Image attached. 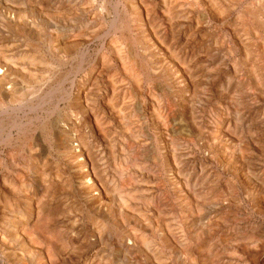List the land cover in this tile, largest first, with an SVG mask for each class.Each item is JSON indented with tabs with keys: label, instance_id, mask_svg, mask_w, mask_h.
<instances>
[{
	"label": "rangeland",
	"instance_id": "1",
	"mask_svg": "<svg viewBox=\"0 0 264 264\" xmlns=\"http://www.w3.org/2000/svg\"><path fill=\"white\" fill-rule=\"evenodd\" d=\"M162 2L0 0V264H264V0Z\"/></svg>",
	"mask_w": 264,
	"mask_h": 264
},
{
	"label": "bare ground",
	"instance_id": "2",
	"mask_svg": "<svg viewBox=\"0 0 264 264\" xmlns=\"http://www.w3.org/2000/svg\"><path fill=\"white\" fill-rule=\"evenodd\" d=\"M60 1V0H59ZM183 1V0H182ZM185 1V0H184ZM191 1H195L196 2V0H191ZM202 1V0H201ZM8 2V1H7ZM140 2H143V1H140ZM163 2L165 3V5L167 4V0H163ZM162 2V3H163ZM175 2V1H174ZM232 2V1H231ZM16 3V2H15ZM31 3V2H30ZM126 3V2H125ZM177 3V2H176ZM188 3H190V2H188ZM192 3V2H191ZM202 3V2H201ZM140 4V3H139ZM194 4V3H193ZM180 5V4H179ZM119 6V5H118ZM128 7H129V5H127ZM190 6V5H189ZM127 7V8H128ZM131 7H133V6H131ZM136 7H138V6H136ZM135 7V8H136ZM154 7V6H153ZM192 7H195V5L194 6H192ZM191 7V8H192ZM250 7V6H249ZM249 7H247V8H249ZM25 8V7H24ZM163 8V7H162ZM166 8V7H165ZM171 8V7H170ZM178 8V7H177ZM183 8V7H182ZM182 8H180V6H179V10L180 9H182ZM189 8V7H188ZM190 8V9H191ZM197 8V7H196ZM212 8V7H211ZM262 8V7H261ZM47 9V8H46ZM174 11L176 10L175 8H172ZM193 9V8H192ZM213 9V8H212ZM260 8H258L257 9V12H258V10H259ZM42 10H43V8H42ZM71 10V9H70ZM78 10V9H77ZM145 10V9H144ZM171 10V9H170ZM172 10V11H173ZM183 10V9H182ZM116 11H117V9H116ZM135 11V10H134ZM141 11H143V10H141ZM186 11V10H185ZM245 11V10H244ZM250 11V10H249ZM254 11H255V9H253V12L251 11V13H254ZM146 12V11H145ZM179 12V11H178ZM177 12V13H178ZM218 12V11H217ZM80 13V12H79ZM163 13V12H162ZM189 13V12H188ZM246 13H247V11H246ZM55 14V13H54ZM57 14V13H56ZM102 14V13H101ZM116 14V13H115ZM154 15H153V17H154V20H158V21H161L162 20V14H158L157 12H154L153 13ZM187 14V13H186ZM263 13L261 12V15H262ZM44 15V14H43ZM59 15V14H58ZM165 15V14H164ZM189 15V14H188ZM187 15V16H188ZM249 15V14H248ZM68 16V15H67ZM138 16V15H137ZM180 16V15H179ZM184 16H186V15H184ZM187 16H186V18H187ZM244 16V15H243ZM26 17V16H25ZM43 17H45V16H43ZM56 17H60V16H56ZM99 17V16H98ZM103 17V16H102ZM102 17H101V19H102ZM139 17H141V18H143V16H140L139 15ZM169 17V16H168ZM256 17V16H255ZM68 18H70V17H68ZM147 18L149 19V14H147ZM170 18V17H169ZM181 18V17H180ZM185 18V17H184ZM244 18H247V17H244ZM1 19V18H0ZM72 19V18H71ZM137 19H138V17H137ZM145 19H146V16H145ZM141 20V19H140ZM181 20V19H180ZM180 20H178V21H180ZM197 20V19H196ZM13 21V20H12ZM12 21H10V22H12ZM21 21V20H20ZM19 21V22H20ZM27 21V20H26ZM26 21H23V24H26V23H24V22H26ZM134 21V20H133ZM142 21V20H141ZM253 21V20H252ZM58 22V21H57ZM72 22V21H71ZM153 22V21H152ZM168 22H169V20H168ZM186 22H187V20H186ZM195 22H197V21H195ZM248 22V21H247ZM246 22V23H247ZM137 23H138V21H137ZM166 23V22H165ZM171 22H169V24H170ZM14 24V23H13ZM18 24V23H17ZM32 24V23H31ZM54 24V23H53ZM143 24V23H142ZM242 24H243V22H242ZM22 25V24H21ZM30 24H28L27 25V27L29 26ZM39 26V25H38ZM146 26H148V25H146ZM153 26V25H152ZM161 26V25H160ZM167 26V25H166ZM170 26V25H169ZM173 26V25H172ZM185 26V25H184ZM205 26V25H204ZM139 27V26H138ZM143 27V26H142ZM142 27L140 28V30L142 29ZM148 27H151V26H148ZM171 27V26H170ZM33 28V27H32ZM36 28V27H35ZM145 27H143V29H144ZM161 28V27H160ZM163 28V27H162ZM184 28V27H183ZM250 28V27H249ZM151 29V28H150ZM156 29V28H155ZM158 30H159V28H157ZM260 29V28H259ZM195 30V29H194ZM249 30V29H248ZM49 31V30H48ZM163 31V30H162ZM170 31V30H169ZM260 31V30H259ZM41 32V31H40ZM56 32V31H55ZM88 32V31H87ZM190 32V31H189ZM197 32V31H196ZM195 32V33H196ZM151 33V32H150ZM192 33V32H191ZM190 33V34H191ZM147 34V33H146ZM152 34V33H151ZM154 34V33H153ZM193 34V33H192ZM191 34V35H192ZM51 35V34H50ZM97 35V34H96ZM175 35V34H174ZM244 35V34H243ZM255 35V34H254ZM94 36V35H93ZM143 36V35H142ZM146 36V35H145ZM148 36V35H147ZM156 36H159V35H156ZM196 36V35H195ZM40 37V36H39ZM150 36H148V38H149ZM152 37V36H151ZM99 38V37H98ZM147 38V39H148ZM157 39H158V37H156ZM194 38V37H193ZM206 39V38H205ZM264 39V38H263ZM69 40H71V39H69ZM75 40V39H74ZM154 40V39H153ZM153 40H151V41H153ZM159 40V43H160V39H158ZM193 40V39H192ZM191 40V41H192ZM59 41V40H58ZM135 41V40H134ZM150 41V40H149ZM156 41V40H155ZM173 41V40H172ZM196 41V40H195ZM205 41V40H204ZM248 41V40H247ZM69 42V41H68ZM73 42V41H72ZM189 42V41H188ZM188 42H186V43H188ZM70 43V42H69ZM85 43V42H84ZM158 43V42H157ZM200 43H201V41H200ZM33 44V43H32ZM149 44H150V42H149ZM189 44H190V42H189ZM221 44V43H220ZM53 45V44H52ZM110 45H112V44H110ZM153 46H154V44H152ZM156 45V44H155ZM194 45V44H193ZM215 45V44H214ZM3 46V45H2ZM9 46V45H8ZM20 46V45H19ZM133 46V45H132ZM163 46V45H162ZM181 46V45H180ZM195 46V45H194ZM198 46V45H197ZM216 46V45H215ZM220 45H218V47H219ZM129 47V46H128ZM202 47V46H201ZM205 47V46H204ZM130 48V47H129ZM133 48V47H132ZM155 48H158V46L157 47H155ZM211 48V47H210ZM7 49V48H6ZM148 49V48H147ZM169 49V48H168ZM179 49V48H178ZM186 49V48H185ZM199 49V48H198ZM258 49V48H257ZM12 50V49H11ZM113 50H114V48H113ZM118 50V49H117ZM144 50H145V48H144ZM23 51V50H22ZM26 51V50H25ZM9 52V51H8ZM13 52H14V49H13ZM68 52H70V51H68ZM115 52V51H114ZM168 52V51H167ZM171 52V51H170ZM9 53H11V52H9ZM43 53V52H42ZM171 53H173V52H171ZM176 53V52H175ZM179 53V52H178ZM186 53V52H185ZM14 54V53H13ZM12 54V55H13ZM117 54V53H116ZM131 54V53H130ZM129 54V55H130ZM148 54V53H147ZM168 54V53H167ZM204 54V53H203ZM206 54V53H205ZM16 55V54H15ZM14 55V56H15ZM120 55V54H119ZM169 55V54H168ZM176 55V54H175ZM174 55V56H175ZM185 55H187V54H185ZM6 56H8V55H6ZM10 56H11V54H10ZM118 56V55H117ZM170 56H171V54H170ZM172 57L171 59H178V58H176V57ZM204 56V55H203ZM210 56V55H209ZM246 56V55H245ZM12 57V56H11ZM130 57V56H129ZM168 57V56H167ZM208 57V56H207ZM160 58V57H159ZM163 58V57H162ZM199 58V57H198ZM203 58V57H202ZM9 59V58H8ZM133 59V58H132ZM185 59V58H184ZM189 59H191V58H189ZM3 60H6V59H3ZM118 60H120V59H118ZM169 60H170V58H169ZM195 60H197V59H194V61ZM173 61V60H172ZM178 61H179V59H178ZM8 62V61H7ZM136 62V61H135ZM175 63H176V61H174ZM184 62V61H183ZM5 63V62H4ZM20 63V62H19ZM120 63H121V61H120ZM171 63V62H170ZM179 63V62H178ZM17 64V63H16ZM172 64H174L173 62H172ZM188 64V63H187ZM190 64V63H189ZM5 65V64H4ZM7 65V67H9V66H11V65H9V64H6ZM185 65V64H184ZM206 65V64H205ZM187 66V65H186ZM13 67V66H12ZM198 67V66H197ZM4 67L2 66L1 67V65H0V95H2L4 98H9V97H11L13 94H12V91H10L8 88L6 89L5 87H4V84H3V82H5L6 80L4 79V77H3V75H5V72H4V69H3ZM194 68V67H193ZM170 69V68H169ZM178 69H179V67H178ZM192 69V68H191ZM191 69H189L190 71H192ZM174 70V69H173ZM195 70V69H194ZM193 70V71H194ZM251 70H253L252 68H251ZM13 71H14V69H13ZM12 71V72H13ZM154 71V70H153ZM183 71V70H182ZM186 71V70H185ZM203 71V70H202ZM7 72H11L10 70L9 71H7ZM151 72V71H150ZM189 72V71H188ZM14 73V72H13ZM123 73V72H122ZM178 73H179V71H178ZM190 73H192V72H190ZM190 73H188V74H190ZM252 73V72H251ZM126 74V73H125ZM185 74H187V73H185ZM184 74V75H185ZM124 75V74H123ZM183 75V76H184ZM256 75V74H255ZM97 76V75H96ZM193 76V75H192ZM98 77V76H97ZM128 77V76H127ZM190 77V76H189ZM193 77H195V76H193ZM192 77V78H193ZM249 77V76H248ZM92 78V77H91ZM129 78V77H128ZM99 79V78H98ZM186 79V78H185ZM189 79V78H188ZM202 79V78H201ZM32 80V79H31ZM87 80V79H86ZM101 80V79H100ZM129 80H130V78H129ZM98 81V80H97ZM126 81V80H125ZM134 81V80H133ZM194 81V80H193ZM86 82V81H85ZM208 82V81H207ZM8 83V82H7ZM16 83V82H15ZM132 83V82H131ZM135 83V82H134ZM209 83V82H208ZM12 84V83H11ZM111 84V83H110ZM190 84H191V82H190ZM8 85V84H7ZM134 85V84H133ZM257 85V84H256ZM18 87H19V85H17ZM92 86V85H91ZM90 86V87H91ZM109 86V85H108ZM113 86H114V84H113ZM132 86V85H131ZM135 86V85H134ZM195 86V85H194ZM193 86V87H194ZM203 86V85H202ZM83 87V86H82ZM115 87V86H114ZM261 87V86H260ZM87 88V87H86ZM237 88V87H236ZM91 89V88H90ZM133 89V88H132ZM131 89V90H132ZM194 89V88H193ZM196 89H197V87H196ZM83 90V89H82ZM81 90V91H82ZM195 90V89H194ZM250 90V89H249ZM248 90V91H249ZM80 91V92H81ZM88 91H89V88H88V90L86 91L87 93H88ZM91 91V90H90ZM203 90H201V92H202ZM261 91V90H260ZM264 91V90H263ZM17 92V91H16ZM86 92L84 91V95H86ZM139 92V91H138ZM259 93V92H258ZM257 93V94H258ZM32 94V93H31ZM94 94V93H93ZM80 95V94H79ZM134 95H136V94H134ZM233 95V94H232ZM2 96H0L1 98L0 99H2ZM45 96V95H44ZM87 96V95H86ZM36 97V96H35ZM93 97V96H92ZM131 97H132V95H131ZM12 98V97H11ZM11 98H10V100H11ZM14 98V97H13ZM91 98V97H90ZM82 99V98H81ZM84 99V98H83ZM86 99V98H85ZM88 99V98H87ZM77 100V99H76ZM90 100V99H89ZM2 101V100H1ZM86 101V100H85ZM40 102V101H39ZM88 102V101H87ZM155 102H156V100H155ZM198 102V101H197ZM3 103V102H2ZM38 103V102H37ZM80 104V103H79ZM85 104V103H84ZM191 104V103H190ZM31 105V104H30ZM43 105V104H42ZM104 105V104H103ZM110 105V104H109ZM81 106V105H80ZM83 106V105H82ZM122 106V105H121ZM139 106V105H138ZM84 107V106H83ZM119 107V109H120V106H118ZM117 107V108H118ZM124 107V106H123ZM11 108V107H10ZM14 108V107H13ZM86 108H88V107H86L85 106V109ZM106 108H109L108 106L106 107ZM138 108V107H137ZM91 109V108H90ZM124 109V108H123ZM84 110V109H83ZM126 110V109H125ZM6 111V110H5ZM24 111V110H23ZM110 111V110H109ZM124 111V110H123ZM10 113V112H9ZM115 113V112H114ZM125 113V112H124ZM111 114V113H110ZM118 114H119V112H118ZM117 114V115H118ZM123 115V114H122ZM126 115H127V113H126ZM120 116V115H119ZM118 116V117H119ZM10 117V116H9ZM120 118V117H119ZM118 118V119H119ZM135 119V118H134ZM162 120V119H161ZM127 121V120H126ZM226 121V120H225ZM224 121V122H225ZM96 122V121H95ZM122 122V121H121ZM129 121H127V123H128ZM155 122V121H154ZM222 123V122H221ZM124 124H126V123H124ZM182 125V124H181ZM181 125H180V127H181ZM127 126V125H126ZM106 127V126H105ZM186 127V126H185ZM1 128V127H0ZM130 128V127H129ZM76 129V128H75ZM181 129V128H180ZM183 129V128H182ZM248 129V128H247ZM96 130V129H95ZM224 130V129H223ZM128 131V130H127ZM134 131V130H133ZM227 131V130H226ZM218 132V131H217ZM132 133V132H131ZM185 133V132H184ZM227 133V132H226ZM216 134V133H215ZM131 136H134V135H131ZM249 136V135H248ZM98 138V137H97ZM135 138V137H134ZM172 138V137H171ZM107 139V138H106ZM250 139V138H249ZM105 141V140H104ZM0 142H2V141H0ZM68 145V144H67ZM129 147V146H128ZM72 149V148H71ZM79 151V150H78ZM110 151V150H109ZM121 151V150H120ZM174 152H176V151H174ZM24 153V152H23ZM80 155L81 156H83V153L80 151ZM173 155V154H172ZM224 155V154H223ZM239 156V155H238ZM64 159V158H63ZM83 160V159H82ZM224 160V159H223ZM36 161V160H35ZM78 163V162H77ZM87 163L88 162H86L85 160H83V164H84V167L85 168H87L88 167V165H87ZM75 164V163H74ZM56 165V164H55ZM80 165V164H79ZM243 165V164H242ZM132 167V166H131ZM1 170V169H0ZM71 170V169H70ZM88 170V169H87ZM91 170V169H90ZM90 170H89V172H90ZM118 170V169H117ZM122 170V169H121ZM81 171V170H80ZM25 172H27V171H25ZM120 172V171H119ZM31 173V172H30ZM88 173V172H87ZM121 173V172H120ZM207 173V172H206ZM89 174V173H88ZM87 175V174H86ZM90 175V174H89ZM243 175V174H242ZM35 176V175H34ZM56 176V175H55ZM42 177V176H41ZM57 177V176H56ZM60 177V176H59ZM84 177H87V176H84ZM84 177H83V179H84ZM92 177V176H91ZM91 177H90V182H93L92 181V179H91ZM143 177V176H142ZM209 177V176H208ZM61 178V177H60ZM82 178V177H81ZM206 178V177H205ZM204 178V179H205ZM251 178V177H250ZM207 179V178H206ZM37 180V179H36ZM56 180H57V178H56ZM95 180V179H94ZM96 181V180H95ZM205 182H206V180H204ZM204 182V183H205ZM212 182V181H211ZM33 183V182H32ZM59 183H60V179H59ZM208 183H210V182H208ZM207 183V184H208ZM53 184V183H52ZM61 184V183H60ZM194 184V183H193ZM201 184V183H200ZM203 184V183H202ZM62 185V184H61ZM93 185V184H92ZM209 185V184H208ZM85 186V185H84ZM87 186H90V185H87ZM97 186V185H96ZM204 186V185H203ZM62 187V186H61ZM95 187V186H94ZM125 187V186H124ZM92 187H90V189H91ZM51 189V188H50ZM199 189V188H198ZM117 191H120V189L119 190H117ZM261 191V190H260ZM55 193V192H54ZM27 194V193H26ZM143 195V194H142ZM52 196V195H51ZM113 196V195H112ZM120 196V195H119ZM116 197H118V196H116ZM219 197V196H218ZM221 197V196H220ZM219 197V198H220ZM107 198V197H106ZM195 198V197H194ZM231 198V197H230ZM33 200H34V198H32ZM30 200V199H29ZM138 201V200H137ZM136 201V202H137ZM197 201V200H196ZM205 201V200H204ZM203 201V202H204ZM28 202V201H27ZM35 202H37V201H35ZM202 202V201H201ZM202 202V203H203ZM49 203V202H48ZM51 203V202H50ZM113 203V202H112ZM122 203V202H121ZM139 203V202H138ZM151 204V203H150ZM40 205V204H39ZM27 206V205H26ZM28 206H29V210H30V212H31V216H33L34 215V213L37 211V209L39 208V206L37 207V209L34 207V205L30 202V203H28ZM156 207V206H155ZM27 208V207H26ZM41 208V207H40ZM99 209V208H98ZM220 209V208H219ZM39 212H41V211H39ZM129 212V211H128ZM63 213V212H62ZM191 213V212H190ZM195 213V212H194ZM36 214H37V212H36ZM40 214V213H39ZM38 214V215H39ZM42 214V213H41ZM63 214H65V213H63ZM197 214V213H196ZM36 216V215H35ZM40 216V215H39ZM15 217H17V216H15ZM38 217V216H37ZM196 217V216H195ZM18 218V217H17ZM14 219V218H13ZM19 220V222H20V224H21V218H19L18 219ZM48 220V219H47ZM46 220V221H47ZM8 221H10V220H8ZM32 222V220L30 219V220H27V223H29V222ZM35 221V220H34ZM143 221V220H142ZM15 222V221H14ZM40 222V221H39ZM165 223V222H164ZM196 223V222H195ZM11 224V223H10ZM39 224V223H38ZM13 225V224H12ZM26 225V224H25ZM31 225V224H30ZM8 226V225H7ZM10 226V228L9 229H11V225H9ZM14 226V225H13ZM12 226V227H13ZM29 227V226H28ZM39 227V226H38ZM14 228H15V226H14ZM6 229H8V227H6ZM34 229V228H33ZM14 230V229H13ZM68 230V229H67ZM11 231V230H10ZM21 231V230H20ZM25 231H26V229H24V235H25ZM35 231V230H34ZM38 231V230H37ZM12 232H15L14 234H11L12 235V237L14 236V235H16L17 234V232H19V229H18V231L15 229V231H12ZM29 232V231H28ZM32 232V231H31ZM36 232V231H35ZM8 233H9V231H8ZM6 234V233H5ZM19 234V233H18ZM17 234V235H18ZM22 234V233H21ZM20 234V235H21ZM7 235V237H8V234H6ZM26 236V235H25ZM29 236H31V234L29 235ZM15 237V236H14ZM11 238V237H10ZM19 238H22V237H19ZM138 238V237H137ZM163 238V237H162ZM0 239H1V237H0ZM17 239H18V237H17ZM53 239V238H52ZM5 240V239H4ZM10 240V239H9ZM13 240H15V239H13ZM47 240V239H46ZM54 240V239H53ZM0 241H2V239L0 240ZM23 241H24V239H23ZM50 241V240H49ZM58 241V240H57ZM3 242H6V240L5 241H3ZM14 242V241H13ZM20 242H21V240H20ZM30 243H31V240L29 241ZM1 243V242H0ZM19 243V242H18ZM25 245H26V242L24 243ZM28 244V243H27ZM147 244V243H146ZM4 246V245H3ZM149 246V245H148ZM23 247V246H22ZM39 248V247H38ZM60 248H62V247H60ZM149 249V248H148ZM150 250V249H149ZM183 250V249H182ZM43 251V250H42ZM179 251V250H178ZM12 252V251H11ZM25 253V252H24ZM91 253V252H90ZM19 257V256H18ZM83 257V256H82ZM86 257V256H85ZM84 257V258H85ZM31 259V258H30ZM89 259V258H88ZM87 258H85V260H84V264H89V260H88ZM91 259V258H90ZM7 260V259H6ZM93 260V259H92ZM13 262V261H12ZM95 263V262H94Z\"/></svg>",
	"mask_w": 264,
	"mask_h": 264
}]
</instances>
